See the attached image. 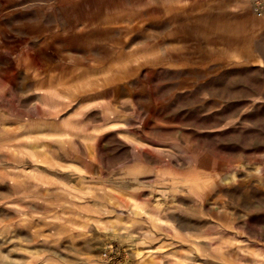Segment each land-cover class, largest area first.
I'll use <instances>...</instances> for the list:
<instances>
[{
    "label": "rangeland",
    "instance_id": "obj_1",
    "mask_svg": "<svg viewBox=\"0 0 264 264\" xmlns=\"http://www.w3.org/2000/svg\"><path fill=\"white\" fill-rule=\"evenodd\" d=\"M258 3L0 0V264H264Z\"/></svg>",
    "mask_w": 264,
    "mask_h": 264
},
{
    "label": "crops",
    "instance_id": "obj_2",
    "mask_svg": "<svg viewBox=\"0 0 264 264\" xmlns=\"http://www.w3.org/2000/svg\"><path fill=\"white\" fill-rule=\"evenodd\" d=\"M259 4V5H258ZM257 4V6H259V9L264 8V0H259V3Z\"/></svg>",
    "mask_w": 264,
    "mask_h": 264
}]
</instances>
